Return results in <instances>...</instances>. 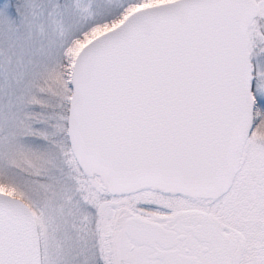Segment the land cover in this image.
Instances as JSON below:
<instances>
[{
	"label": "snow or ice",
	"instance_id": "obj_1",
	"mask_svg": "<svg viewBox=\"0 0 264 264\" xmlns=\"http://www.w3.org/2000/svg\"><path fill=\"white\" fill-rule=\"evenodd\" d=\"M0 264H264V0H0Z\"/></svg>",
	"mask_w": 264,
	"mask_h": 264
}]
</instances>
